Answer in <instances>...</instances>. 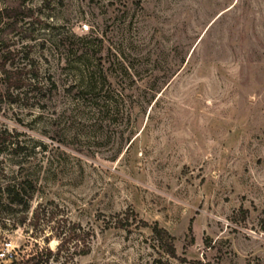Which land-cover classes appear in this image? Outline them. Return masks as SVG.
<instances>
[{
  "label": "rangeland",
  "instance_id": "obj_1",
  "mask_svg": "<svg viewBox=\"0 0 264 264\" xmlns=\"http://www.w3.org/2000/svg\"><path fill=\"white\" fill-rule=\"evenodd\" d=\"M0 138L17 258L264 264V0H0Z\"/></svg>",
  "mask_w": 264,
  "mask_h": 264
},
{
  "label": "trees",
  "instance_id": "obj_2",
  "mask_svg": "<svg viewBox=\"0 0 264 264\" xmlns=\"http://www.w3.org/2000/svg\"><path fill=\"white\" fill-rule=\"evenodd\" d=\"M3 10L6 12V14L9 17H15V6H6L3 8ZM8 54L11 53V50L6 51ZM3 72V76L5 80L7 81V87H15L19 85V81L21 80L20 74L15 75V69H9L6 68L4 65H2L1 68ZM8 93V92H7ZM10 94V93H9ZM2 139V138H0ZM4 139V138H3ZM24 180L15 181L13 183H7L5 185V189L8 192L9 201L12 203H19L22 201L23 195L22 192L25 191V187L23 184ZM26 182H28L26 180ZM29 185L30 182H28ZM31 187V186H30ZM153 230V233L155 237L158 239L159 244L165 245L166 249H168V253L171 255L175 254V246H174V237L172 234L168 232L167 229L164 227L158 226L157 223L153 224L151 227ZM8 264H40L39 261L35 258V254H32L30 256H27L25 258H17L16 256L9 260Z\"/></svg>",
  "mask_w": 264,
  "mask_h": 264
},
{
  "label": "built area",
  "instance_id": "obj_3",
  "mask_svg": "<svg viewBox=\"0 0 264 264\" xmlns=\"http://www.w3.org/2000/svg\"><path fill=\"white\" fill-rule=\"evenodd\" d=\"M16 256L15 246L10 241H5L0 247V259L11 260Z\"/></svg>",
  "mask_w": 264,
  "mask_h": 264
}]
</instances>
